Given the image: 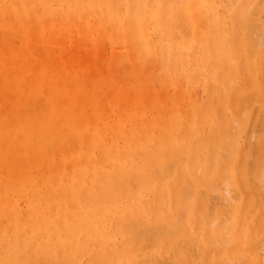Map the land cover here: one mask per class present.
<instances>
[{
	"label": "bare ground",
	"instance_id": "bare-ground-1",
	"mask_svg": "<svg viewBox=\"0 0 264 264\" xmlns=\"http://www.w3.org/2000/svg\"><path fill=\"white\" fill-rule=\"evenodd\" d=\"M0 264H264V0H0Z\"/></svg>",
	"mask_w": 264,
	"mask_h": 264
},
{
	"label": "rangeland",
	"instance_id": "rangeland-1",
	"mask_svg": "<svg viewBox=\"0 0 264 264\" xmlns=\"http://www.w3.org/2000/svg\"><path fill=\"white\" fill-rule=\"evenodd\" d=\"M76 38H78V37H76ZM77 41V40H76Z\"/></svg>",
	"mask_w": 264,
	"mask_h": 264
}]
</instances>
